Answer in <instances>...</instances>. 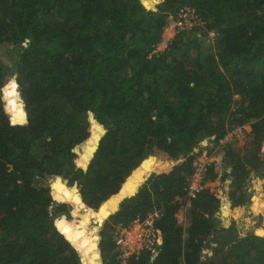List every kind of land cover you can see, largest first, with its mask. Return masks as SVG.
<instances>
[{"label": "trees", "instance_id": "16d2710c", "mask_svg": "<svg viewBox=\"0 0 264 264\" xmlns=\"http://www.w3.org/2000/svg\"><path fill=\"white\" fill-rule=\"evenodd\" d=\"M185 6L201 23L155 53ZM6 44L0 264H264V228L235 221L251 182L264 209V0H0ZM246 124L242 157L220 143ZM205 151L221 190L190 198ZM156 211L161 240L124 258L118 229Z\"/></svg>", "mask_w": 264, "mask_h": 264}, {"label": "rangeland", "instance_id": "374dc122", "mask_svg": "<svg viewBox=\"0 0 264 264\" xmlns=\"http://www.w3.org/2000/svg\"><path fill=\"white\" fill-rule=\"evenodd\" d=\"M171 20H170V22H171ZM174 21H175V19H174ZM172 23H173V20H172ZM216 37H217V35L214 31L208 32V34L203 36L201 39L202 46L206 49L212 48V50H214L215 49V43H216ZM13 55H14V53H12L11 47L8 44H6L4 46L0 45V56L7 64H10L12 62L11 58ZM250 130H251L250 124H246L244 126H238L234 130H232L226 136V138L221 141L220 144L226 145L227 143L228 144L230 143L231 147L234 148V150H236L242 157H244V156L249 154V152H250V150H252V146H253L252 144H253L254 137H253V135L250 134ZM207 144H209V147L214 146L213 143H207ZM217 158H218L217 152H215L213 154H208V152L205 151L200 157H198L194 161V167H195V171L197 170V168H200L201 166L204 167V180H203L204 188H216L220 191L221 188H220L219 178L216 180H213V181L205 179L206 178V170H207L206 165L208 166L211 163L215 162L217 160ZM33 184H36L37 186H44L47 184V182L40 177H35L33 180ZM260 188H261L260 183L251 182V184L249 185V188H248L249 201H248L247 207L240 214H237V216L235 215L236 216L235 221L237 223L238 230L243 235L250 233V232H254L256 229H258L260 227L264 228V209H263V211H261L259 213H257L253 209L254 198L259 195ZM186 219H187V217L184 216L181 219V222H183V223L186 222ZM102 223H103V220H101V222H99V223L94 221L90 224L89 228L98 225L99 226L98 232H99V230L102 226ZM227 225H229V223H227ZM135 229L136 230H142V226L137 225L135 227ZM223 234L225 235L226 232ZM213 257H214V254H211L210 256H208V251H206V250H204L202 253V260L204 261L205 264H210L209 261Z\"/></svg>", "mask_w": 264, "mask_h": 264}, {"label": "built area", "instance_id": "2783aa9c", "mask_svg": "<svg viewBox=\"0 0 264 264\" xmlns=\"http://www.w3.org/2000/svg\"><path fill=\"white\" fill-rule=\"evenodd\" d=\"M175 19V21H174ZM173 20V23H172ZM169 22L163 32L162 40L157 44L154 52L158 53L168 48L175 35L182 30L191 29L194 25L201 23L196 10L192 7L185 6L179 10L177 15ZM262 154L264 157V144L262 146ZM204 167L201 166L193 173L190 178L188 188V197H195L203 188ZM159 216V212L151 213L146 219L140 218L133 221L127 227H121L116 233V243L123 251V257L126 258L134 252H139L143 248H152L156 242L161 240L154 226L155 217ZM137 225L142 226V230H136Z\"/></svg>", "mask_w": 264, "mask_h": 264}]
</instances>
